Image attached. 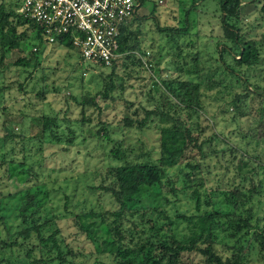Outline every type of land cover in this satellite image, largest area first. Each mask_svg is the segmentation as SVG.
<instances>
[{"label": "rangeland", "instance_id": "1", "mask_svg": "<svg viewBox=\"0 0 264 264\" xmlns=\"http://www.w3.org/2000/svg\"><path fill=\"white\" fill-rule=\"evenodd\" d=\"M17 1L0 0L13 7ZM263 2L242 0L235 22L244 41L257 43L261 63L248 70L239 69V73L235 70L236 73L231 75L226 67L234 68L231 59L228 56H224V61L220 59L222 27L214 0H146L139 11V16L144 19L133 23L129 30L133 36L136 35L139 52L145 51L151 55V76L148 71L127 60L112 76L117 86L110 93V99L104 101L96 98L98 107H84V122L76 101L85 96L96 97L108 80L110 70L82 62L73 48L61 43L42 47V52L36 56L39 67L26 78L23 69L12 64L20 57L31 59L30 51L37 43L34 32L21 43L20 50H12L5 58L4 65L9 67L4 75H0V86H7L0 96V163L3 161L6 164L0 165V196L14 194L34 183L45 184L49 195L40 210L41 220L38 224L46 226L42 231L43 238L56 232V242L64 260L61 264H114L115 253L112 255L108 250L112 243L100 236L102 233L100 237L88 238L80 230V220L77 218L118 207L109 195L99 190L107 168L119 164L108 156L112 149H131L135 155L145 156L152 161L159 159V127L162 124L155 115L146 117L145 110H153L157 106L150 96L155 101L159 99L160 91L164 89L158 82L175 78L202 83L203 112L200 115L191 113L190 121L185 126H190L195 134L201 135V140L212 134L218 136L204 147L208 156L205 160H196L198 158L195 156L198 155L193 157L186 154L175 166L164 169V180L168 187L164 186L162 191L182 187L184 174L188 171L184 170L185 164L197 162L199 170L190 177V184L200 192L203 188L224 191L231 181L234 184L241 181L245 189L252 185L259 189L261 187V194L253 197L245 207L252 212L255 228L241 239L238 236L237 240L246 246L243 249L246 264H264V247L259 245L264 240V171L259 168L264 165ZM187 11L188 33L185 36H174L173 39L166 32L158 31L155 21L162 29L183 28ZM175 39L182 49H177ZM194 53H197L196 65L191 62L192 56L179 59L180 56ZM183 62L191 71L197 67L199 73L192 76L185 72L177 73L176 67L181 68ZM245 80L249 87L245 85ZM211 82L216 87L209 89ZM118 84H122L123 89ZM39 91L44 94L42 100L37 96ZM166 95L161 108L169 109L174 117L179 116L185 122L184 116L187 115L182 110L183 105L170 94ZM238 97L240 110L235 111L231 102ZM41 114L56 119L57 128L53 132L58 136L59 143L52 141L48 133H42ZM127 118L133 122L131 127L124 126L123 121ZM139 122H142L141 126H138ZM66 141L71 145L68 146ZM31 165H35V170L40 168L38 176L25 172ZM218 197L216 193L213 200L216 202ZM186 203L183 197L176 199L179 211L190 214L193 210H188ZM146 212V215L156 217L160 210ZM44 220L47 222L44 223ZM83 220L86 223L92 221L87 218ZM135 220L140 222L138 216ZM183 225H178V232ZM164 226L166 229L167 225ZM144 227L147 228L148 224L144 223ZM127 229L134 230V227L129 224ZM137 230L139 227L135 228V232ZM127 233L124 245L129 244ZM252 234H256L257 239ZM218 235L220 241L223 233ZM4 236L1 233L0 238ZM17 241L19 244L20 240ZM228 243L235 246L236 239L230 238ZM24 247L31 250L32 257H26ZM13 249V252L7 250L0 258H4L8 264L61 262L55 249L50 250L48 245L40 244L34 237L23 247ZM216 250L223 257L233 253L230 250L227 252L219 244ZM157 251L155 247H147L144 252L157 254Z\"/></svg>", "mask_w": 264, "mask_h": 264}, {"label": "trees", "instance_id": "2", "mask_svg": "<svg viewBox=\"0 0 264 264\" xmlns=\"http://www.w3.org/2000/svg\"><path fill=\"white\" fill-rule=\"evenodd\" d=\"M18 1L15 3V7L0 2V75H4L9 67L4 65L5 58L12 50H20L21 43L27 40L31 32H34L37 41L35 48L37 49L30 51L31 59L20 57L12 64L15 67L22 68L26 78H29L31 72L39 67L36 56L42 52V47L45 46L41 42L37 25L17 13L16 10L21 0ZM200 1L204 2L206 0ZM214 2L217 5L216 11L222 27V42L219 45L220 59L224 61V56H228L234 67L226 66L228 72L232 75L236 73L235 70L243 68L248 70L260 65L261 59L257 43L244 41L239 28L235 24L239 17L242 0H214ZM139 3L140 6H143L146 0H139ZM261 12L264 15V2ZM143 19L144 17L136 16L134 21L137 22ZM155 22L159 32H166L173 39L174 36L180 38L188 33V11L185 15V26L183 28L162 29L159 27L158 21ZM174 42L177 49H182L177 44L176 39ZM61 43L67 48H73L67 39H64ZM139 47L136 35L133 36L128 28L121 34L119 39L118 53L122 54V57L114 61L110 67L94 65V67L100 69H108L110 72L108 80L104 82L96 97L85 96L79 101L75 100L80 107L82 122L85 121L82 117L84 107H98L95 102L96 98L104 101L110 99V93L117 86L112 76L115 75V70L118 67H123L127 60H131L141 69H144L135 54H145V51L139 52ZM189 56H192L191 62L196 65L197 53L186 54L185 57L180 56L179 59L185 60ZM79 59L81 60L80 57ZM176 69L178 70L177 73L185 72L191 76L199 73L197 67H194L191 71V68L186 67L184 62L181 68L178 66ZM150 70L153 71V68H150ZM241 79L244 80L243 77ZM246 82L245 80L244 83L248 86ZM118 85L120 89H123L122 84ZM158 85H161L164 90L160 91L157 101L150 96V100H153L157 106L153 110H145V115L146 117L149 115L157 116L162 124L159 127L161 147L159 159L152 161L145 156L135 155V152L131 149L128 151H121L117 148L112 149L108 156L119 164L107 168L99 190L109 195L118 207L113 210L81 215L77 218L80 220V230L85 232L90 239H93L94 236H102L107 242L112 243L108 246V250L112 255L115 253L114 264H246L243 255V249L246 246L239 243L237 237L240 236L241 239L247 236L250 229L255 228L252 224V212L246 210L245 207L253 197L261 194V187L259 189L252 185L250 188L245 189L241 186V181L236 184L231 181L228 182V188L224 191L203 188L200 192L190 184V177L192 174L195 175V171L199 170V162H197L193 165L191 163L185 164L184 170L188 171L184 174L182 187L178 190L162 191L164 186L168 187L164 180V169L175 166L186 154L193 155V157L198 155L195 156L198 158L196 160H205L208 156L205 154L204 147L210 145L218 135L212 134L210 137L201 140V135L195 134L190 126H185V123L187 124L190 121L191 113L200 115L203 112V93L200 90L202 83L195 82L193 79L185 82L175 78L168 81L166 79L160 80ZM6 87L0 86V96L7 89ZM214 87L216 86L212 82L208 85L209 89ZM247 90L248 88H246ZM158 91L156 90V92ZM164 94H170L175 101L183 105L182 110L183 112L186 111L187 115L184 116L185 122L179 116L174 117L169 109L161 108L162 102L167 97ZM147 95L149 96L150 92ZM37 96L42 100L44 94L39 91ZM239 102V97L234 98L231 102L235 111L240 110ZM39 117L42 133H48L52 141L59 143L58 136L53 132V129L57 128L56 119L44 114ZM142 122H139L138 126H141ZM123 123L124 126L128 127L133 124L132 120L128 118L124 119ZM104 132L106 134V131ZM66 144L71 145L69 141H66ZM212 152L214 150L209 153ZM217 154L219 152L215 153L214 156ZM3 164L6 163L2 161L0 165ZM34 166L31 165L26 171H22L27 172L29 175L33 173L36 177L40 174V168L38 167L35 170ZM259 168L264 171V165ZM4 172L8 174L6 170ZM217 187L220 188L219 184ZM216 193L220 197L215 202L213 196ZM169 194L170 198L168 197ZM48 195L44 183H34L32 186H28L14 194L0 196V235L1 233L5 235L4 238H0V255H3L7 250L13 252V248L17 246L23 247L25 243L34 237L39 240L40 244L48 245L50 250L55 249L57 251V257L61 259L60 264L64 261L62 251L56 242V232H52L46 238H43L42 231L46 226L38 224L41 220L40 210H42ZM180 197L187 201V209L193 210L190 214L179 211L176 199ZM146 202H150V204L147 205ZM190 203H192L191 206ZM147 210H160V212L157 214L158 216L152 217V214L146 215ZM170 213H173V215ZM137 216L140 222H136L135 217ZM84 218L92 219V221L86 223L83 220ZM46 222L47 220H44V223ZM144 223L148 224L147 228L144 227ZM180 223H184L182 228L184 232L182 230L177 231ZM129 224L134 227V230L127 229ZM165 224L167 225L166 229H164ZM136 227H139V230L135 232ZM138 231L140 233H137ZM126 232H129L127 233L129 234V244L124 245ZM218 232L223 233L224 242L223 238L219 241ZM252 235L254 239H257L256 234ZM230 238L236 239L235 246L229 245L228 239ZM17 240H20L19 244ZM140 240L143 241L139 242ZM131 244L138 246H131ZM218 244L227 252L230 250L233 253L229 257L219 255L216 250ZM259 245L264 247V240H261ZM147 247L157 248V254L144 252ZM24 250L26 257H32L31 250L28 247H24ZM2 263L8 264L4 258H0V264Z\"/></svg>", "mask_w": 264, "mask_h": 264}, {"label": "built area", "instance_id": "3", "mask_svg": "<svg viewBox=\"0 0 264 264\" xmlns=\"http://www.w3.org/2000/svg\"><path fill=\"white\" fill-rule=\"evenodd\" d=\"M141 8L139 0H21L16 11L37 25L45 47L67 39L82 62L110 67ZM135 54L151 74L150 53Z\"/></svg>", "mask_w": 264, "mask_h": 264}]
</instances>
